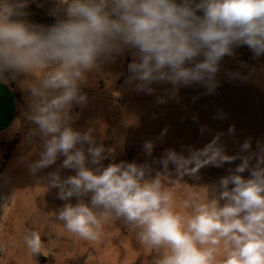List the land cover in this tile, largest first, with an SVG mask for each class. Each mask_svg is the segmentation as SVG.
I'll list each match as a JSON object with an SVG mask.
<instances>
[{
  "label": "clouds",
  "instance_id": "obj_1",
  "mask_svg": "<svg viewBox=\"0 0 264 264\" xmlns=\"http://www.w3.org/2000/svg\"><path fill=\"white\" fill-rule=\"evenodd\" d=\"M28 3L0 0V80L7 83L6 72L13 79L21 73L35 78L25 82L30 100L24 116L33 125L27 139L38 138L39 151L28 167L35 175L64 158L42 178L66 202L55 213L64 229L99 243L106 226L122 221L157 253L154 264H264V143L257 141L251 151V140H245L238 154L229 155L218 133L203 148L189 147L188 156L165 150L153 161L162 165L153 177L147 163L104 166L105 148L94 128L74 129L71 114L88 102L81 92L88 73L125 51L133 56L126 83L136 92L152 95L154 83H168L169 98L193 84L212 94L220 61L235 47L247 46L255 58L264 55V0H58L51 26L28 22ZM157 103L165 100L158 97ZM234 132L231 126L228 133ZM143 149L152 156L154 142ZM237 159L206 195L189 186L177 196L188 185L182 182L186 175L198 179L201 168ZM61 168L75 174L62 177ZM23 241L31 255L43 252L38 231L27 232Z\"/></svg>",
  "mask_w": 264,
  "mask_h": 264
},
{
  "label": "rangeland",
  "instance_id": "obj_2",
  "mask_svg": "<svg viewBox=\"0 0 264 264\" xmlns=\"http://www.w3.org/2000/svg\"><path fill=\"white\" fill-rule=\"evenodd\" d=\"M57 2L29 0L25 19L51 26L56 17L50 13ZM132 59V53L125 51L114 59L98 62L81 86L87 104L71 110L74 129L94 128L97 144L105 148L104 166L121 161L147 163L154 177L162 171V165L153 161L161 158L165 150L183 151L188 156L189 147L203 148L218 133H223L220 140L229 155L238 154L245 140H251V151L256 150L257 141L264 143V55L255 58L247 46L235 47L233 55L220 61L218 86L212 94L193 84L181 86L175 98L168 96L167 90L172 87L168 83H154L156 91L152 95L134 91L126 83ZM234 73L240 75L233 76ZM4 78L16 94L18 108L12 129L0 134V244L5 245L0 251V264H154L157 253L145 249L122 221L106 226L99 243H90L73 237L55 219V213L66 202L58 198V189H46L42 178L56 171L64 158L35 175L29 171V163L38 158L35 151H39V140L34 138L29 143L27 139L33 125L24 116L30 100L25 82L35 78L21 73L13 79L7 72ZM158 97L165 103H157ZM231 126L235 132L230 135ZM165 129L166 134L161 136ZM146 141L154 142L150 157L143 149ZM30 152L33 155L29 157ZM240 162L237 159L221 167L208 165L200 169L198 179L186 175L182 182L188 185L178 189L177 196L185 195L189 186L200 187L196 190L206 195ZM74 174L75 170L60 169L62 177ZM242 175L248 178L250 173ZM71 203H76L75 197ZM32 230L40 233L44 246L43 252L31 255L23 235Z\"/></svg>",
  "mask_w": 264,
  "mask_h": 264
},
{
  "label": "crops",
  "instance_id": "obj_3",
  "mask_svg": "<svg viewBox=\"0 0 264 264\" xmlns=\"http://www.w3.org/2000/svg\"><path fill=\"white\" fill-rule=\"evenodd\" d=\"M17 97L8 84L0 80V134L9 132L17 118Z\"/></svg>",
  "mask_w": 264,
  "mask_h": 264
}]
</instances>
